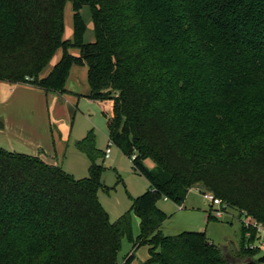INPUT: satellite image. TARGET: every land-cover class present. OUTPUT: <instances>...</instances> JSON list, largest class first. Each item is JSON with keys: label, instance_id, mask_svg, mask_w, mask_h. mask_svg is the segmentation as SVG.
Returning a JSON list of instances; mask_svg holds the SVG:
<instances>
[{"label": "trees", "instance_id": "16d2710c", "mask_svg": "<svg viewBox=\"0 0 264 264\" xmlns=\"http://www.w3.org/2000/svg\"><path fill=\"white\" fill-rule=\"evenodd\" d=\"M68 1L73 41L63 38ZM73 65L87 68L90 99L113 102L110 141L149 182L131 208L139 235L130 211L111 222L99 201L105 154L94 130L75 143L91 162L82 179L0 147V264H131L134 254L119 258L123 238L149 247L143 264H264L249 247L255 231L247 238L242 226L224 257L204 232L165 235L157 207L200 186L264 223V0H0V81L66 93Z\"/></svg>", "mask_w": 264, "mask_h": 264}, {"label": "rangeland", "instance_id": "374dc122", "mask_svg": "<svg viewBox=\"0 0 264 264\" xmlns=\"http://www.w3.org/2000/svg\"><path fill=\"white\" fill-rule=\"evenodd\" d=\"M80 13L86 25L83 42L92 43L95 41V31L90 8L85 6ZM63 38L74 40L71 1H68L64 7ZM70 53L78 56L79 49H71ZM62 55L63 50L60 48L50 64L43 70L42 76H46L52 70ZM71 73L78 79V90L80 94L82 93L80 97L72 94L46 93L26 87L19 88L0 81V119L5 117L15 121L26 119L43 141L50 144L55 142L63 170L76 179H82L88 176L91 162L85 154L76 149L75 143L86 137L89 131L94 130L97 148L105 151L110 142L107 127L108 117L111 114L110 100H93L88 97L90 87L86 67L73 65ZM12 88L20 94L18 111L12 106V103H15L14 100L8 101ZM63 139L68 141L63 142ZM111 148V157L99 161L104 165L101 175L102 188L98 192L99 201L108 212L111 222L130 211L132 234L133 237H137L140 232V219L131 208L134 200L146 193L150 185L144 176L133 169L132 159L135 154L127 156L115 145ZM19 150L29 151L23 147ZM144 164L148 169H153L155 166L151 160H146ZM195 187L200 188V186ZM202 192L199 189L191 190L186 199L179 204L164 199L158 201L157 207L169 217L161 230L168 236L181 232H204L210 242L220 249H227L231 254L241 240L240 213L234 209H227L222 218L208 221L211 204L205 200ZM132 246V242L127 238L122 239L120 261L127 256ZM259 251L255 257L256 260L264 255V248Z\"/></svg>", "mask_w": 264, "mask_h": 264}, {"label": "crops", "instance_id": "0c3cea01", "mask_svg": "<svg viewBox=\"0 0 264 264\" xmlns=\"http://www.w3.org/2000/svg\"><path fill=\"white\" fill-rule=\"evenodd\" d=\"M70 76H73L75 80L78 82L77 77L72 75V73H70ZM5 83L11 86H14V87L17 86L19 88L21 87L32 88V89L44 92L40 89H36L28 85L11 84L8 82H5ZM67 87L68 85L66 86V89ZM53 94H57V95L72 94L77 97H80L82 95V93L76 94V93L69 92V91H67L66 93H53ZM19 95H20L19 91L15 92L13 88L10 89V97L8 98V101H11V99L14 100L15 103H12V106H14L16 111L19 110L18 103L20 102L19 99H21ZM109 108H110L111 114L108 117V120L113 116V102L111 100L109 102ZM107 124H108V121H107ZM30 125L31 124L26 119H23V118L20 121L12 120L9 117L0 119V143H1L0 147H3L10 151H15V152H20V153L36 156L42 159L44 162H46L49 165L62 167V161L60 160L59 154L56 150L55 142L53 141L50 144V143L43 141L42 138H40L39 134L35 133V131ZM63 140H62L63 142L68 141L66 139H63ZM21 147L28 149L29 151L28 152L20 151L19 149H21ZM131 254L135 255V259L132 261L131 264H143L149 258V247L143 246V247L134 249V247L132 246L127 256ZM229 254L230 253L227 250V256H230Z\"/></svg>", "mask_w": 264, "mask_h": 264}, {"label": "built area", "instance_id": "2783aa9c", "mask_svg": "<svg viewBox=\"0 0 264 264\" xmlns=\"http://www.w3.org/2000/svg\"><path fill=\"white\" fill-rule=\"evenodd\" d=\"M112 145H113V143L110 141L109 145L107 146V148L104 151L105 159H109L111 157ZM134 157L135 156H133V158ZM194 189L197 190L198 188H194ZM202 194H203V197L205 198V200H207L211 204L210 213L215 218H217V219L222 218L224 216V214L226 213V210L230 209L226 203H223L222 200L219 199L218 197H216L212 192L203 191ZM164 200L169 201L167 198H164ZM180 209H182V206H180ZM240 216H241L242 226H244L248 230L246 237L250 238V236H251V231H249V230H253L256 233V239L253 243H251L249 245V247L251 249L264 248V223L257 221L256 219L251 217L245 211L241 212Z\"/></svg>", "mask_w": 264, "mask_h": 264}, {"label": "water", "instance_id": "95a60500", "mask_svg": "<svg viewBox=\"0 0 264 264\" xmlns=\"http://www.w3.org/2000/svg\"><path fill=\"white\" fill-rule=\"evenodd\" d=\"M67 85H68V87H67V89H66L67 91H69V92H73V93H76V94H79L77 81L75 80L74 77L69 76V79H68V81H67ZM111 93H112V90H108V91H107V94H108V95H110ZM221 251H222V255H223L224 257H226V256H227V249L222 248Z\"/></svg>", "mask_w": 264, "mask_h": 264}]
</instances>
